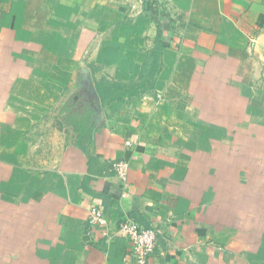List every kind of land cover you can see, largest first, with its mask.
<instances>
[{
    "label": "crops",
    "instance_id": "crops-1",
    "mask_svg": "<svg viewBox=\"0 0 264 264\" xmlns=\"http://www.w3.org/2000/svg\"><path fill=\"white\" fill-rule=\"evenodd\" d=\"M158 31L153 89L79 149L83 66L135 83ZM126 219L157 232L149 264H264V0H0V264H122Z\"/></svg>",
    "mask_w": 264,
    "mask_h": 264
},
{
    "label": "trees",
    "instance_id": "trees-1",
    "mask_svg": "<svg viewBox=\"0 0 264 264\" xmlns=\"http://www.w3.org/2000/svg\"><path fill=\"white\" fill-rule=\"evenodd\" d=\"M163 49L164 44L161 41V32L158 31L154 46L147 54L139 72V79L135 83L125 85L121 83H110L105 78H101L99 81H93L100 106L102 107L112 102L130 99L153 89L156 77L162 68L161 56ZM80 103L78 101L71 103V105L66 104L61 110V113L64 115L60 117V120L64 121L66 127L72 128L75 132L77 147L84 152H88V147L92 142L91 133L94 124L91 123V116L95 101L86 100L83 103L84 109L82 111L78 108ZM74 109H78V111H74ZM58 126L61 127L62 125L59 124Z\"/></svg>",
    "mask_w": 264,
    "mask_h": 264
},
{
    "label": "built area",
    "instance_id": "built-area-1",
    "mask_svg": "<svg viewBox=\"0 0 264 264\" xmlns=\"http://www.w3.org/2000/svg\"><path fill=\"white\" fill-rule=\"evenodd\" d=\"M130 147L129 141L125 143ZM113 169L120 181L125 184L127 175V163L119 161L113 164ZM87 222L89 227L103 226L106 219L102 209L91 208L88 213ZM116 234L122 237L128 244V252L123 257L122 264H149L150 258L155 250L157 242V232L152 228H140L132 221L126 219L119 223Z\"/></svg>",
    "mask_w": 264,
    "mask_h": 264
},
{
    "label": "water",
    "instance_id": "water-1",
    "mask_svg": "<svg viewBox=\"0 0 264 264\" xmlns=\"http://www.w3.org/2000/svg\"><path fill=\"white\" fill-rule=\"evenodd\" d=\"M78 90L86 89V94L88 97L95 101V105L93 106V114H92V121L97 125L101 119V108L98 96L92 84L91 78L89 76V71L87 68L83 67L80 71V80L77 83Z\"/></svg>",
    "mask_w": 264,
    "mask_h": 264
},
{
    "label": "rangeland",
    "instance_id": "rangeland-1",
    "mask_svg": "<svg viewBox=\"0 0 264 264\" xmlns=\"http://www.w3.org/2000/svg\"><path fill=\"white\" fill-rule=\"evenodd\" d=\"M83 67H85V66H83ZM85 68H87V67H85ZM88 69V68H87ZM78 86V85H77ZM78 88V87H77ZM77 91H78V89H77ZM81 93H86V89H81V91H80ZM85 97V96H84ZM83 96L81 97V103L78 105V108L80 109V111H82L83 109H84V105H83V103H84V101H86L85 100V98H84ZM68 105H71V103H67ZM77 111H78V109H76ZM75 109H74V111H76ZM61 121V123H64V121H62V120H60ZM64 125H65V123H64ZM63 125V126H64ZM68 139H69V142L70 141H72L73 140V138H72V136L71 135H69V137H68ZM258 215V214H257ZM10 264H13V262H11Z\"/></svg>",
    "mask_w": 264,
    "mask_h": 264
}]
</instances>
